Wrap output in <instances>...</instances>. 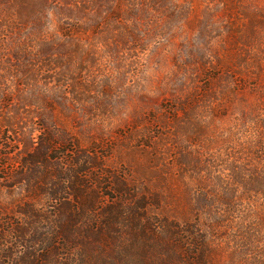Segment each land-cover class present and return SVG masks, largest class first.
I'll use <instances>...</instances> for the list:
<instances>
[{
  "label": "rangeland",
  "instance_id": "obj_1",
  "mask_svg": "<svg viewBox=\"0 0 264 264\" xmlns=\"http://www.w3.org/2000/svg\"><path fill=\"white\" fill-rule=\"evenodd\" d=\"M47 125L70 141L67 166L83 150L153 189L142 172L169 171L174 192L229 181L264 263V194L247 191L264 171V0H0V218L29 197L7 176Z\"/></svg>",
  "mask_w": 264,
  "mask_h": 264
},
{
  "label": "trees",
  "instance_id": "obj_2",
  "mask_svg": "<svg viewBox=\"0 0 264 264\" xmlns=\"http://www.w3.org/2000/svg\"><path fill=\"white\" fill-rule=\"evenodd\" d=\"M47 129L45 137L24 144L20 170L7 176L25 184L29 197L19 203L14 220L0 218V264H219L218 253L240 264H264L247 255L258 236L247 215L232 217L235 189L229 181L199 175L174 192L169 171L142 172L164 186L153 189L146 178L132 181L126 173L104 171L83 150L67 166L65 152L56 153L69 144L67 135ZM241 177L238 171L229 174L237 182ZM249 177L254 185L247 191L264 194V171ZM235 230L240 236H232Z\"/></svg>",
  "mask_w": 264,
  "mask_h": 264
}]
</instances>
